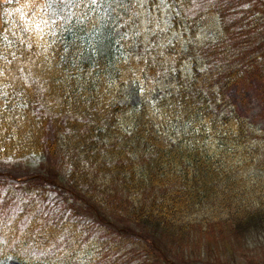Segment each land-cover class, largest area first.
<instances>
[{
    "label": "trees",
    "instance_id": "16d2710c",
    "mask_svg": "<svg viewBox=\"0 0 264 264\" xmlns=\"http://www.w3.org/2000/svg\"><path fill=\"white\" fill-rule=\"evenodd\" d=\"M125 4L106 16L84 0L56 18L45 37L51 71L42 48L21 43L36 39L25 31L35 0L0 5V57L26 51L40 77L31 88L0 78V259L264 264L223 261L218 245L227 254V242L264 240V129H252L230 96L257 88L264 112V0H174L171 23L192 41L158 48L147 41L157 25L138 32L136 3ZM160 4L147 0L144 19ZM212 17L221 34L198 45ZM17 63L8 67L21 76ZM136 79L160 85L157 94L120 103ZM168 122L180 131L168 134Z\"/></svg>",
    "mask_w": 264,
    "mask_h": 264
},
{
    "label": "rangeland",
    "instance_id": "374dc122",
    "mask_svg": "<svg viewBox=\"0 0 264 264\" xmlns=\"http://www.w3.org/2000/svg\"><path fill=\"white\" fill-rule=\"evenodd\" d=\"M3 1L5 0H0V3ZM134 1L136 3V0ZM123 2L125 3V0H123ZM166 3L171 5V7H165L164 5H162L161 13H159L158 16H155V19H153L151 22L152 26L157 25L151 29L152 37L156 35L152 40H151L150 32L143 30L144 28L143 22L145 21L143 17V9L139 8V6L135 4L136 7L135 11L141 12L140 13L141 23L139 27L136 28V30L138 32H143V31L144 33L147 32L150 36L148 37L147 40L148 42L153 43L155 41H158L159 44L155 46L156 48H158L159 46L163 47L166 44L175 43V41L181 42V44L187 46L188 42L192 41L191 34H189V32L187 31L186 32L188 35L187 37L186 35H184L182 26H180V31H179V28H177L173 23H171L174 13L180 14V10L177 7H175L174 0H166ZM105 8H107L106 4L104 8L101 9L104 11ZM121 9L122 8H118L116 9V11H121ZM114 15L115 12L112 13L111 16ZM207 17L208 16H206V19ZM160 25H163V27L161 28ZM137 31L132 30V34L135 35L134 33H137ZM220 34H221V29L218 23V19L216 17H212L208 20L207 23H205V25H202L199 28L196 35L195 43H197L198 45H203L209 41L211 42L216 40ZM141 85L143 86L144 89L143 92L140 91ZM158 86L160 85L151 86L143 80L136 79L135 81L128 83L126 86H124L121 89L118 101L124 105H136L140 103L146 95L153 97L155 94H157ZM230 96L232 98V101L234 102V105L238 108L240 113L246 117V120L249 123L250 127L254 130H263L264 112L260 98L258 96L257 88L246 90L241 85L235 86L231 89ZM163 127L168 134H174L180 131V127L176 123H170V122L164 123ZM242 239L243 238H241L240 241L241 243L227 242V246H228L227 254L225 253L226 249L223 243H218L219 247L223 246L224 248V254L222 256L221 254H219V257H221L223 261L227 260L230 257H233L239 263L242 262L245 263L247 260H253V259L264 260V240H256V242L252 243L254 241V238L250 242L249 241L243 242ZM230 252L232 253L230 254ZM93 255L94 254H92L91 257H93ZM0 264H23V263L13 256H8L6 258L0 259Z\"/></svg>",
    "mask_w": 264,
    "mask_h": 264
},
{
    "label": "snow or ice",
    "instance_id": "6c2138e0",
    "mask_svg": "<svg viewBox=\"0 0 264 264\" xmlns=\"http://www.w3.org/2000/svg\"><path fill=\"white\" fill-rule=\"evenodd\" d=\"M146 2L147 0H136V5L143 9ZM82 3H84V0H35V8L37 10L33 13L32 25L29 28H26L25 31L31 32L36 39L33 41L32 38L29 37L27 42L22 40L21 43H27L28 51L31 50L33 43L43 49L40 55L44 56L43 63H47V68H45V71H51L52 68L50 64V57L47 55L51 44L45 40V37L50 34L55 35L53 28L56 24V18H64L68 9L80 7ZM193 3H195V0H193ZM105 4L107 5V8L104 10V14L106 16H111L112 13L116 12V9L118 8H127V5L123 2V0H88V5L94 6L95 8H104ZM161 5H164L165 7H171V5L166 3V0H161V4L157 6L159 7ZM245 7H248V5H245ZM135 15L139 16L140 13L137 12ZM143 23L145 24L144 31H148L149 29L147 28V24L151 23V20L146 18ZM121 27H126V25H113V28L117 33H119V29ZM137 27H139V25H137ZM121 38L127 39V34H122ZM116 43H119V40H117ZM11 56L12 60H8L7 57H0L5 60V65H0V78L6 77L7 74L6 78H11L13 82L18 79L22 80L23 84L28 88H31L32 84L40 83V77L33 72V68L37 67V64L36 61L32 59L31 55H27L26 51H21L19 56H17L16 52H12ZM136 59H139V57H136ZM13 61L18 62L16 65V71L21 73V76H17L12 68L8 67V65H11ZM6 86L11 87L12 85L8 84ZM40 87L41 91H44L43 86L41 85ZM140 91H144L142 85L140 87ZM7 95L8 93L5 92L4 96ZM18 95H23V92L18 93ZM21 106L26 107L27 105L24 104ZM53 247H55V245ZM49 251L50 250L42 251L40 255L47 256ZM33 255L35 256V253H33ZM36 258L39 259V257Z\"/></svg>",
    "mask_w": 264,
    "mask_h": 264
}]
</instances>
